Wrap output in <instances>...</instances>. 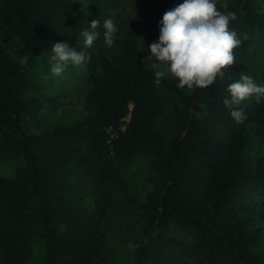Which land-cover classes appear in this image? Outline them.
I'll return each mask as SVG.
<instances>
[{"label": "trees", "instance_id": "trees-1", "mask_svg": "<svg viewBox=\"0 0 264 264\" xmlns=\"http://www.w3.org/2000/svg\"><path fill=\"white\" fill-rule=\"evenodd\" d=\"M180 2L0 0V264H264V100L223 103L264 84V0H218L241 44L205 89L149 55ZM55 42L86 67L53 75Z\"/></svg>", "mask_w": 264, "mask_h": 264}, {"label": "clouds", "instance_id": "clouds-1", "mask_svg": "<svg viewBox=\"0 0 264 264\" xmlns=\"http://www.w3.org/2000/svg\"><path fill=\"white\" fill-rule=\"evenodd\" d=\"M218 0H182L166 10L158 22L159 36L148 45L149 55L161 62L164 71L156 72L158 78L170 74L178 81L177 87L201 89L215 84L217 77L223 78L227 66L236 60L234 49L241 44L237 33L229 28L230 14L218 9ZM226 7V5H225ZM88 28L82 32L85 47H91L100 35V22L88 21ZM104 44L111 48L115 43L118 27L109 18L103 23ZM50 71L61 76L69 67L83 69L91 59L83 50L68 42H55L51 47ZM27 56L21 63H26ZM157 83L160 80L157 79ZM230 99L224 105L231 109V116L237 123H243L247 115L239 106L243 101L254 98L257 103L264 100V84H257L250 75H241L227 88Z\"/></svg>", "mask_w": 264, "mask_h": 264}, {"label": "rangeland", "instance_id": "rangeland-1", "mask_svg": "<svg viewBox=\"0 0 264 264\" xmlns=\"http://www.w3.org/2000/svg\"><path fill=\"white\" fill-rule=\"evenodd\" d=\"M5 41L9 49L13 48V36H7Z\"/></svg>", "mask_w": 264, "mask_h": 264}]
</instances>
